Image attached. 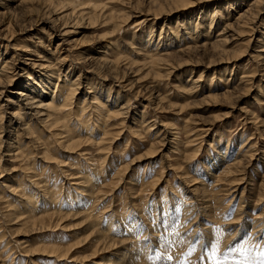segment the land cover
Here are the masks:
<instances>
[{"label": "rangeland", "instance_id": "374dc122", "mask_svg": "<svg viewBox=\"0 0 264 264\" xmlns=\"http://www.w3.org/2000/svg\"><path fill=\"white\" fill-rule=\"evenodd\" d=\"M28 1L26 7H21V9L15 7L10 12L0 15L2 22L11 21V25L7 28V33L11 36L9 42L2 39L3 31H0V68L3 60H11L12 47L19 49L17 51L19 53H24V51H20V49L24 48H32L34 50L33 56L30 57L31 59H24L23 55H21V60L18 61V58L15 57L14 68L10 67V70L12 69L11 72L8 70L9 68L6 70L10 72H7L8 74H13L12 91L19 89L27 81L26 78L29 71L33 72L31 76L37 75V72L34 71L35 68L33 70L29 68V70L23 72V70L17 69L16 66H19L22 64L21 61L25 60H27V66H30L32 61H39L36 55L40 54L42 56L46 54L50 56L53 63H56L54 64L55 66H58L60 62L62 64L58 67L64 69L63 71L61 70L60 80L56 81L57 76L51 79L48 89H45L47 93H51L54 90L56 82L62 85L61 78L65 70L70 68L72 69V79L77 75L80 77L82 83L80 87L83 85V90L88 89L85 86H89L88 82L91 81L94 83L97 96L102 101H105L107 98V87L113 84L110 81H104L100 77L103 72L98 74L87 70L90 63L85 58L106 56L110 61H117L115 64L112 63L111 66L113 67L112 72L114 75L116 73L117 76H122L123 72H126L123 79L133 80L135 69L143 66L139 72V78L143 77L142 84L145 87L152 86L151 88L154 89L153 93L156 91L158 94L161 92L160 95L163 97L166 95V101L162 102L163 105L171 103L175 104V106L170 108V110L154 108L155 103L153 100H149L150 95V99L153 96L150 94V90H142L143 92L139 94L141 96L130 100V113L133 115V119L125 126H120V124H116L115 118H110L107 123L111 125L106 127L107 129L105 128L108 135L102 144H96V141L91 138L95 135L94 132H92L91 137L85 133V130L82 133L74 134L78 132L75 128L70 129L71 132L68 138L71 139L77 135L76 137L79 139L74 142L59 140L54 135L46 136L43 139V135H40V137L37 135L38 133H33L34 135L29 133L28 138H26L22 135L18 119L13 118L11 124H7L3 120L0 124V137L3 141V146L1 145L0 147L1 164H3V159L6 157L3 154L8 151L10 143L17 138L20 139V144L24 141L22 145H25L24 149L27 152V158L31 157L29 159L22 157L20 160L11 161L10 164L13 165L7 164L6 166H9V168L15 166L16 169L3 171L2 174V177L4 176L7 179L5 182L16 188L15 194L6 191L4 194L7 193V195H5L4 200H0V235L4 233L0 242V250L4 253L2 256L0 252V264H9L13 255H8L14 252L17 253V250L20 256L13 258L12 264H140L139 259L134 261L131 257L137 255L136 257L138 258L141 254L139 257L142 260L151 262L158 252L157 259L159 257L161 260L167 259L171 254L172 258L175 257L173 258L174 261L183 258L180 260L181 263L183 262L182 264H215L211 255L213 252L212 245L216 246L215 258L217 256L220 257L219 255H231V258L230 256L228 258L232 262L225 264H240L239 261L243 259H246L245 264H264V238L259 235L260 232L257 233L255 230H251L252 217H255L253 212L256 210L259 212L264 205V123H252L250 114V117L248 116L245 121L246 116L242 112V109H245L254 113L258 119H264V70H260L256 61H252L251 58L254 54L253 50H257L261 43L255 39V41L252 40L248 44V36L241 33L239 40L234 42V46L232 45V48H230L232 49L231 51L237 52L239 58L237 57L230 63L217 65L215 70L209 69L208 73H204L201 77V82L206 92H214L216 90V93H221L225 88H229V90H234L233 87L236 86L238 89L241 88L242 85L238 84L241 81V75H246L248 71L257 66L259 69H257L256 75L260 85L253 86L243 98H236V95L232 94V96H219L214 99L202 100L201 96L193 97L180 92L185 88L190 78H195L202 72V69H204L202 64L207 62L209 53L207 56H198L202 60V64L194 67L192 65L181 66L180 69L169 76H162L161 79L154 77V70L150 68L152 71H149L146 68L147 66L140 64L142 63L141 56L137 55L138 50L143 48L144 41L149 40L150 36H152L153 42L156 44L159 37L164 36L165 31L169 34L180 31L179 24H184L187 26L186 28H191L192 31L199 24L208 25L210 17L213 15L215 19L217 18L216 20L219 19L220 21L219 25L214 29L216 32L225 25V21L233 22L237 12L245 8L251 0H186L187 2L182 4L178 0L176 3L168 2L169 0ZM49 4L53 8L57 7L58 10L52 13V7L47 9ZM73 11L74 13L78 12L74 15L71 14ZM46 12L48 13L46 14ZM59 12L61 13L58 14ZM80 13V16L77 15ZM65 14L68 15L61 16ZM145 18H148L147 21L141 22ZM62 24L66 26V29L68 27L69 30L73 29L70 34H58L57 30ZM213 26L212 23V28ZM254 28L259 31L256 38L261 39V33L264 31V20L262 24L258 23L257 27L254 26ZM243 29L246 31V27ZM39 42L43 44L40 45ZM160 45L161 43H159L158 48ZM180 45L182 46L183 43ZM177 48L178 46L175 50ZM41 51L42 53H39ZM103 53L108 54L103 55ZM173 55L175 56L172 62L177 63L180 59H184V57H180L178 52ZM195 58L194 56L190 57V61ZM7 64L11 65L9 62ZM19 73L22 76H19ZM157 73L160 74L163 71L159 70ZM116 87L113 86L111 88L117 91L119 88ZM120 90L123 94V89ZM115 91L113 92L115 93ZM132 94L131 91H126L125 98H130ZM169 96L170 98H168ZM77 97H80V100L73 105V109L78 108L84 96L76 93ZM258 98H261V102L257 103ZM86 105H83V107ZM82 109V107L79 111L77 109V113H80L79 118H77L79 122L83 119ZM90 112L93 111L90 110ZM144 114L168 123L173 127V132L177 134V139H173V142L163 146H156V151L160 150V153L153 154L154 156L151 153L148 154L151 140L147 138L144 127L140 128V118ZM196 119L212 123L211 129L208 132H199L198 138L193 136V134L190 136V133H184L185 130H192ZM96 123L99 124V122ZM76 124L78 126V123ZM131 127L133 128L130 129ZM100 128L102 129V127ZM97 133H99V130H96ZM118 133L119 135H117ZM46 134L48 135V132H45ZM112 136H115L114 138L117 140L116 142L114 140V143L112 142L109 145L108 143ZM188 137L193 139V141L187 142ZM249 137H253L250 142L255 146H253L255 154H253L251 165L249 166L250 174L248 180H255L256 185L244 194L242 198L244 202L242 201V203L245 204L247 202L244 207L245 218L250 222V225L246 227V225L239 224L237 225L238 227L235 226L234 228L231 226L232 229L227 232L228 228L225 229L224 223L219 222L233 218L234 209H236L239 196H241V190L237 191V197L233 200L232 205L226 208L225 199L220 194L221 191L218 193L221 198V200H217L218 202H216V196L213 194L217 186H224L225 181L219 182L221 185L213 186L215 178L213 176L216 173L219 174L222 167L233 160L242 142L247 141ZM226 144H228V150L226 149ZM66 145L73 147L69 148ZM103 158L104 160H102ZM164 158H167V164L180 165L181 167L179 166V169L163 170L162 165L166 163ZM189 158H192V160L186 162ZM132 160L137 161L132 164ZM127 164L129 165L128 168H130L126 169L128 172L123 173L122 177L120 174L117 176L115 171H120L119 169ZM101 166L103 175L100 177L105 180L104 186L99 184L98 189H101V193L99 192L98 194L96 192L98 194V196L96 194V200L88 202V212L82 213V210L77 208L81 196L78 195L74 186L72 188V186L68 185L67 180L69 179L66 178L71 172L82 173V176H89L90 174L87 173L91 172L92 177L100 179L98 169H101ZM94 173L96 176H93ZM160 174L162 178L159 184L152 186L153 177ZM30 176L40 182L39 184L41 185V190H37V195L31 199L30 204L49 212L48 202H44L45 199L43 200L42 197L52 196V200L57 206L52 213L55 215L50 219L38 221L18 217L21 208L18 204V194L23 193L24 197L27 198V193L31 190L30 185H28ZM120 177L121 179H119ZM70 180L69 183L71 182ZM245 180H247V177H245ZM260 182H263V187L262 185L259 186ZM191 184L193 187L189 186ZM140 188L141 190L139 191ZM208 188L214 197L212 198L211 196V207L206 212L208 211L210 215L212 214L217 221L215 224L209 222L208 226L215 230L219 228L220 232H224H221L222 237L220 236L213 240L209 239L212 236L211 233L206 232L202 226L192 223L194 227H191V229L188 225L195 218L198 220L199 215L203 216L202 213L199 214V207L202 203H197L199 201H196L193 195L195 196L196 192L207 191ZM42 192L43 196H41ZM137 192L139 193L138 196ZM11 197H15V200L12 201L13 198ZM257 200L261 201L262 204L258 206L255 203ZM186 202L188 203L186 204ZM175 204L178 205V208H180V205L192 207L193 211L191 209L192 212L187 214L185 210H182L178 213L180 210L176 211L174 209ZM5 205L9 206V208H6ZM195 205L197 208H194ZM254 207L257 208L254 210ZM51 208L53 209V206ZM180 215L181 219L183 218L180 220L183 227L181 226V229H178L180 234L177 233V230L174 232L176 238L172 241L175 242L168 245L169 247L166 244L164 245L167 242L166 237L163 238L165 241L161 239L163 242H160V246L154 247L156 237L151 234L150 226L156 228L163 219H168L169 223L170 221L174 223ZM202 216L200 217L202 218ZM107 226L110 227H108L109 232ZM220 226H222V230ZM167 227L169 229L170 225ZM171 231L172 229L170 228L169 232ZM262 231H264V228ZM127 232H129L132 239L135 236L133 243L135 245L137 243V246H139H135V249H140L137 250L138 253L135 251L132 256L133 250L129 248L130 244L125 238L127 237L125 235ZM187 233L191 235H186ZM198 234L205 241H211L207 250L201 248L199 241L192 243ZM145 237L150 238L153 243L148 245L147 243L149 242L145 240ZM5 247L6 250L4 249ZM230 248L238 249L239 251H230ZM48 250H56V254L52 253L50 255ZM139 251L142 252L140 253ZM150 251L152 252L150 253ZM153 252H156V254ZM164 255L168 256L164 257ZM6 256L7 261L4 262L3 257ZM123 256H125V259L130 258L127 261H122L121 258Z\"/></svg>", "mask_w": 264, "mask_h": 264}, {"label": "bare ground", "instance_id": "6f19581e", "mask_svg": "<svg viewBox=\"0 0 264 264\" xmlns=\"http://www.w3.org/2000/svg\"><path fill=\"white\" fill-rule=\"evenodd\" d=\"M28 2H29L28 0H0V15L10 12L15 7H19L20 9H21V7H26ZM31 2H33V1L31 0ZM168 2L176 3L177 0H169ZM178 2L182 4V3L187 2V1L186 0H178ZM49 7L53 8V6H51V4H49V6H47V9ZM44 8H45V6H44ZM30 10H31V8H30ZM56 10H58L57 7L51 9V12L53 13ZM61 12H59L58 14H60ZM77 12H75V13H77ZM47 13L48 12H46V14ZM75 13H74V11L71 12V14H74V15H75ZM67 15L68 14L61 15V16H67ZM77 15L80 16L81 13L77 14ZM55 17L59 18L57 16H55ZM1 19H2V16H1ZM147 19L148 18H145L141 22H146ZM216 19L212 15L210 17V21L208 22L209 23L208 25L196 24L198 26H195L194 30H192V31H191V28H186L187 26H185L184 24H179L180 25L179 26L180 31H175V33H172V34H169L167 31H165L164 36L159 37L156 44L153 42L152 36H150L149 40L144 41L143 48H141L137 52V55L139 57L141 56L142 63H140V64L147 66L146 68H148L149 71L154 70L153 71V72H155V73H153L154 77L156 76V78L159 77L161 79L162 76H169L174 71L180 69L181 66L192 65L194 67L195 65L202 64L201 63L202 60L199 59L198 56H207V54L209 53V57L207 59V62H204V64H202V68H204V69H202V72L199 73L197 75V77L190 78L187 81L185 88H183L180 92L183 94L184 93L189 94L193 97L201 96L202 100L210 99V98L214 99V98H218L219 96L220 97L221 96H223V97L232 96V94H235L236 98L245 97L253 86H255V85L259 86L260 85V83H258L259 80H257V75H256L257 69L260 68V70H264V34H263L264 31L262 33L260 32L262 34V38L258 39L256 37H257V33L259 31H258V29L254 28V26L257 27L258 23L262 24V22L264 20V0H251V1H249L248 5L245 8H243L242 10H239L237 12V16L234 18L233 22L225 21V25L223 24L224 26L215 32V30H214L215 27L217 25H219V23H220L219 19L218 20H216ZM212 23L214 25L213 28H212ZM10 25H11V21L2 22V20H0V31L1 32L3 31L2 39L7 41V42H9L11 40V36H9L7 33L8 32L7 28H9ZM69 26H70V24H69ZM65 27L66 26L64 24H62L60 26V28L57 30L58 34L67 35V34L71 33V30H73V29L69 30V27L66 29ZM115 27H116V25H115ZM245 27H246V31L243 29ZM247 29H249V30H247ZM256 30H257V32H255ZM241 33H244L245 35L248 36L247 37V43L248 44L252 40L255 41V39H256V41L261 43V45L258 46L259 48L257 50H253L254 54L251 57L252 61H256L257 66L259 68L257 66H255L254 67L255 69L252 68V70L248 71L246 75L245 74L241 75V81L238 84H241L242 86L239 89L236 86V87H233L234 90H229V88H225V90L221 93H216V90L214 92H211V91L206 92L204 89L205 87H203V83L201 82V77L203 76L204 73H208L209 69L215 70V67H217V65L230 63V62L234 61L235 59H237V57H238L237 52L231 51L232 49H230V48H232V45L234 44V42L239 40L238 38L240 37ZM63 42H65V41H63ZM39 43H40V45L43 44V43L41 44V42H39ZM159 43H161V45H160L161 48L159 47L160 49L158 48ZM181 43H183L182 46L180 45ZM58 44H61V43H58ZM177 46H178V48L175 50V48ZM12 50H13V52H12V55L10 57L11 60H7V59L3 60L2 66L0 68V124L2 123L3 120H5L7 122V124H11V122H13V118L18 119V124L21 125L19 127H21V129H22V135H24V137H26V138H28L29 133L30 134L38 133L37 134L38 136L43 135V137H42L43 139L46 138V136L54 135V136H57V138L59 140L62 139L63 141L69 140V142H74V141H77L79 139L78 137H76L77 135L75 136L76 139H75V137L71 138V139H68V138H69V135L71 132L70 129L75 128L76 130H78V132L74 133V131H72V133H74V134L82 133L85 130V133L87 135H90V137H91L92 132H94L95 135L91 138L94 141H96L95 142L96 144H102L108 135V132L105 131V128L109 127L111 125V124L107 123L110 120V118H115L116 121L118 122V123L116 122V124H120V126H125L127 123H129V121H131V119H133V115L130 113V110H131L130 109V106H131L130 100H131V98L137 99L136 97L141 96L139 94H141V92H143L144 90H150V92H151L150 94L153 95L152 99H150L151 95H150V97L149 96L148 97H149V100H153V102L155 103L154 108H159V109L160 108H166V109L170 110V108L175 106V104H171V103H167V104L163 105L162 102L166 101L165 100L166 95H164V97H163L160 95L161 92H160V94L156 93V91L153 93L152 91L154 89L151 88L152 86L149 85V86L145 87L142 84L143 77L139 78V72H140V69H142L141 67H143V66H141L140 68L135 67L136 69L134 68L135 73H134V79L133 80L132 79H123L126 72H123L122 76H117L116 73L114 75L112 72L113 67H111V66H112V63L115 64L117 61H115V62L110 61V60H108V58L106 56H102V57L93 56V57L85 58L90 63L88 65L87 70H90V72H93V73L96 72L98 74H101V72H103V74H101L100 77L104 81H108V82L110 81L113 84L112 86L107 87V98L105 101H102L97 96V91H96V88H95L93 82H91V81L88 82L89 86H85L88 89L83 90V87H82L83 85L80 87V85L82 84L80 81V77L77 75L76 77H74L72 79V69H70V68L65 70V73L63 74V77L61 78L62 85H60V84H58V82H56L54 90L52 92L50 91L51 93H47V91H45V89H48L49 84L51 83V79L56 78V76H57L56 81L60 80L59 76L64 69L61 67H58L60 64H62L60 62L58 64V66L57 65L55 66L54 64H56V63H53V60L50 59V56H47L46 54H43L42 56L40 54L36 55V56H38L39 61L38 62L32 61L31 63L29 62L30 66H27V62H26L27 60L21 61L22 64H20L19 66H16L17 69H20L21 71L23 70V72H26L27 70H29V68H31L32 70L35 68L34 71L37 72V75L31 76L33 72L29 71L27 73V76H28L26 78L27 81H25V83H23L21 85V87H19V89L12 91L11 85H12V81H13V79H12L13 74H8V73H10L12 70V69L10 70L11 66L14 68V65H15V62H14L15 59L14 58L16 57V58H18V61H20L21 55H23L22 57L24 59H31L30 57L33 56L32 54H34V50H32V48L20 49V51H24V53L17 52L19 50L17 48L12 47ZM237 51H239V50H237ZM176 52L179 53L180 57H184V59L179 58L180 61H178L177 63L172 62V60H174L173 57L175 56L173 54ZM241 52H243V51H241ZM39 53H42V51ZM105 54L107 55L108 53H103V55H105ZM0 56H1V53H0ZM192 56H194L196 58L190 61V57H192ZM7 62L11 63V65L9 66L7 64ZM61 62H62V60H61ZM83 62H84V60H83ZM23 64H24V66H23ZM132 66H133V64H132ZM131 68H133V67H131ZM7 69L10 72L6 71ZM159 70H162L163 73H160V74L157 73ZM149 71L147 70V72H149ZM19 74H20L19 76H22L21 73H19ZM19 76H18V78H19ZM152 82H151V84H152ZM113 86H117L119 89L118 90L116 89L117 91L112 90L111 87H113ZM154 88H155V86H154ZM120 89H123V91H124L123 94L121 93ZM211 89H209V90H211ZM158 90H159V88H158ZM113 91H115V93ZM126 91H131L133 93L130 96V98L127 97L128 99L125 98V92ZM8 93H10L9 96H8ZM76 93L77 94L80 93L84 97L82 99L81 104L78 105V108L76 107V109H73V105L77 104V101L80 100V97L76 98ZM11 94H12V96H11ZM167 95H168V93H167ZM168 98H170V96ZM257 100H258V101H256L257 103L261 102V98H258ZM161 103H162V105H161ZM86 104H88V105H86ZM83 105H86V106L83 107ZM79 106H80V108L81 107L83 108L82 109V116H83L82 118L83 119H82V121L80 120V122L77 119V118H79V114H80L79 112L77 113V109H78V111L80 109ZM90 110L93 112H90ZM242 112L246 116L245 121L247 120V118L250 114L252 123H258V122H260L261 124L264 123V119H258V117L254 115V113L248 112L245 109L244 110L242 109ZM225 116H227V115H225ZM85 119H87V120H85ZM140 119H141L140 120V122H141L140 128L144 127V129H145L144 131H146L145 133H146L147 138L151 140V143H149L150 145H149L148 154L151 153V155H153L156 153L157 154L160 153V150L156 151V146H158V145L163 146L164 144H168L169 142H173V139H177V134H175V132H173V130H172L173 127L171 125H169L168 123L163 122V120H157L156 118H154V117L151 118V116H147L145 114L142 115ZM96 122H99V124H97ZM194 122H193L194 127L192 128L193 131L191 129L185 130L184 131L185 134L190 133V136H192V134H193V136H195V137L197 136V138H198L199 132H206V131L208 132V130H210L212 127V123L210 121L209 122L208 121L203 122L201 120L196 119ZM249 122H250V120H249ZM76 123H78V126ZM90 123H92V125H90ZM100 127H102V129ZM132 128L133 127H131L130 129H132ZM96 130L97 131L99 130V133L96 134ZM45 132H48V135L47 134L45 135ZM121 132H122V130H121ZM117 135H119V133ZM40 137H39V139H41ZM114 137L115 136H112V138L110 140L111 143L110 142L108 143L109 145L112 144V142L114 140L116 142L117 139ZM117 137H119V136H117ZM170 137H172V138H170ZM192 138H194V137H192ZM252 138L253 137H249L247 141L242 142V145H240L239 151H238L237 155L234 156L233 160L231 162L226 163L222 167V169L220 170L219 174L216 173L213 176V177H215L214 181H213V186H217L220 184L219 182L225 181L224 182L225 187L224 186L223 187L217 186L216 190L213 191V194H215L216 202H218L217 201L218 199L221 200V198L219 197V194H218L219 191H221L220 194L225 199L224 204H226V206L225 205L224 206L226 208H229V206L232 205L233 200L237 197V191H239V189L241 190L240 191L241 196H239L240 198L238 201L239 204L237 203V205L235 207L236 209H234L233 218L219 222V223H222V222L224 223L225 229L228 228L227 232L229 230H231L232 227L234 228L235 226H237L239 224L244 225V226L246 225V227H247V225H250V222L247 221V219L245 218L246 212L244 210V207L247 205V202L245 204L242 203V201H243L242 198H243L244 194L249 192L256 185L255 180H253L251 178H250L251 180H248L249 174H250L249 166L251 165V160H252L253 154H255L254 153L255 148H253L254 145H252L250 142V140H252ZM192 141H193V139H189V137H188L187 142H192ZM2 143H3V141H2V138L0 137V147H1ZM22 144H24V141ZM22 144H20V139L17 138L16 140H14L13 142L10 143L8 151L3 154V156H6L3 159V161H4L3 164H1L2 156L0 157V179H1L0 180V200H2V201L4 200L5 195H7V193L4 194L6 191H8L11 194H15L14 191L16 188L10 184H7L5 182L7 179L4 176L2 177L3 171H5V172L8 170L13 171L16 169L15 166H12L11 168H9V166L7 167L6 165L7 164L13 165V164H10L11 161L20 160L22 157H26V159H29L31 157L30 156L27 158L28 155L24 149L25 145L23 146ZM66 147L72 148L73 146L66 145ZM227 148H228V144H226V149ZM108 149H109V147H108ZM173 152L177 153L176 151H173ZM28 154H30V153H28ZM47 159H48V157H47ZM102 160H104V158ZM191 160H192V158H189V159H187L186 162H189ZM136 161L137 160H132L131 163L135 164ZM164 162H166V163L164 165V163L162 162L163 163V165H162L163 170L173 169V168L179 169L180 165L174 166V165H171L169 163L167 164V158L164 160ZM24 164H26V163H24ZM128 166L129 165L127 164V165L122 166L119 169L120 171L116 170L115 173L117 174V176H118V174H120L122 177L125 174V172L127 171L126 169H130V168H128ZM96 168H97V166H96ZM96 168H94V169L97 170ZM98 170H99L98 172H100V174H99V177H100L103 175L102 166H101V169L99 168ZM95 173H97V172H95ZM95 173L93 176H96ZM81 174H78L76 172H71L69 175L70 177L68 176L66 179H69V180L71 179L70 183H69V180H67L68 185L72 186V188L74 186L77 189L76 192L78 193V195L81 196V200L79 201V205L77 208L82 210L81 212L83 213L85 211L88 212L87 211L88 210L87 209V203L91 202L94 199L96 200V194H97L96 192H98V194H99V192L101 193V189H98L99 184H103L102 186H104L105 180H104V178H101V177H100V179H98V177H97L96 178L97 180H96L95 177L91 176L92 175L91 172L87 173V174H90L89 176H82L83 174L82 175ZM31 177L32 176H30V178L28 177L29 178V180H28L29 184L28 185H30L31 190L29 193H27V198L24 197L23 193L18 194V198H19L18 204L21 207L18 217H21V219L30 218L31 220H38V221L50 219L53 215H55L52 213L55 210V208H57L56 204L54 203V200H52V196L45 197V196H43L44 195L43 192L41 193L42 194L41 196H43L42 199L43 200L45 199L44 202H48V204L47 203H45V204H47L49 206V208H50L49 212H47L46 210H44L42 208H39L37 206L35 207L34 205L30 204L31 199L35 195H37V192L39 190H41L40 189L41 185L39 184L40 182H38L35 179H32ZM121 177L119 179H121ZM245 177H247V180H245ZM153 178L154 179L152 182V186H156L159 184V181L161 180L162 175L161 174L159 176L155 175ZM262 183L263 182H260L259 186L262 185V187H263ZM189 186L193 187L192 184ZM262 187H260V188H262ZM140 190H141V188L139 189V191ZM193 190L196 192L195 189H193ZM207 191H203L202 193L196 192V195L195 196L193 195V198L196 201H199L197 203H200V202L202 203L199 207V210H200L199 214L202 213L203 216L199 215L198 220H196V218H195L193 221H191V223H188V222H186V223H188L190 228L194 227L192 223H196L195 225L198 224V225L202 226V228L204 230H206V232L211 233L212 236L209 237V239L213 240V239H216L217 237H220V236L222 237V233H224V232L221 231L222 232L221 233L219 231L220 230L219 228H217V230H215V229L210 228V226H208L209 222H212L215 224L217 221H216L215 217L212 216V214L210 215L208 211H207L208 214L206 212V210L209 207H211V204H210L211 203V196H212V198L214 197V195H211V192H209V188ZM98 194H97V196H98ZM138 195H139V193L137 194V196ZM11 198H13V197H11ZM190 198H191V196H190ZM14 200H15V197L12 199V201H14ZM187 203L188 202H186V204ZM255 203L258 206H259V204H262L261 201H259V200H257V202H255ZM4 204H6V203H4ZM52 206H53V209L51 208ZM179 207L180 208H178V205L175 204L174 209H176V211L180 210L178 213H180L182 210H185V212L187 214L193 211V208L192 207L190 208L189 206L180 205ZM195 207H196V205L194 206V208ZM6 208H9V206L8 207L6 206ZM256 208L257 207H254V210ZM191 209H192V211H191ZM41 214H44V215H41ZM86 214H88V213H86ZM197 214H198V211H197ZM253 214L255 217H252L251 230L252 231L255 230V232H257V233L260 232L259 235L262 238H264L263 237L264 231H262L264 228V205L261 207V210L259 212L256 210L253 212ZM37 215H38V217H37ZM181 215H180V217H178V219L176 221H174V223L172 221H170V223L168 222V226L170 225V228L172 229L171 232H169L170 228L168 229V227H167V231L164 232V229L161 227V223H160L159 224L160 226L157 225L156 228L150 226L151 231H152L151 234H154L153 235L154 237H157L161 234H164L165 236H163L161 239L167 237V239H169L170 241L174 240L176 238L175 237L176 234L174 232L177 230V233L180 234L178 229H181V226L183 227V224L180 223L181 222L180 220L183 219V218L181 219ZM194 216H195V214H194ZM200 216H202V218ZM167 221H169V220L167 219ZM216 226L219 227L218 225H216ZM108 227L109 226H107V228ZM211 227H214V226H211ZM109 228H108V232H109ZM220 228L222 230V226H220ZM225 232H226V230H225ZM3 235H4V233H2L0 235V242H1V239L3 238ZM125 235L127 236L125 238L127 239V241L130 244L129 248L131 250H133V253L131 254V256L134 255L135 251H136V253H138L137 250L139 248L135 249V246H137L138 244L136 243V245H135L133 243V239H135V236L132 239L131 235H129V232L125 233ZM178 236H177V238H178ZM181 237H183V236H181ZM167 239H166V241H167ZM163 240L165 241V239H163ZM172 242L174 243L175 241H172ZM215 243H216V241H215ZM147 244L149 245L150 243H147ZM165 244L166 243H164V245ZM137 247H139V246H137ZM4 249L6 250V247ZM143 250H144V248H143ZM48 251H49L48 254H50V255L52 253L56 254L55 253L56 250H48ZM210 251H212V250H210ZM0 252L2 253L1 250H0ZM151 252L152 251H150V253ZM14 253L10 254L8 256L13 255V258H17L18 256H20V253L18 250H17V253L16 252H14ZM153 253L156 254V252H153ZM158 253H157V255H158ZM3 254L4 253H2V256H3ZM26 255H28V254H26ZM62 255H64V254H62ZM157 255L155 256L154 259H152L151 262L150 261L146 262V260L145 261L142 260L141 257H139V256H141V254L138 256V258L136 257L137 256L136 255L135 257L134 256L131 257V259H133L134 261L139 259L140 264H178V263H181L180 260L183 259V258L182 259L177 258L179 260L174 261L173 258H175V257H173L169 261L168 259L161 260V258L159 259V257H158V259H159L158 260ZM216 255H218V254H216ZM165 256L167 257L168 255H164V257ZM170 256H171V254H170ZM219 256L220 257L217 256V258H214L213 262H215V264H225L227 262L228 263L232 262L230 260L231 255H227V256L219 255ZM228 256H230V258H228ZM151 257H153V256H151ZM13 258H12V260H10L9 264H12V262L14 261ZM128 259H125V256H123L121 258L122 261H127ZM3 261L4 262L7 261V256L3 257ZM187 261H188V259H187ZM185 262H186V260H185ZM244 264H245V261H244Z\"/></svg>", "mask_w": 264, "mask_h": 264}, {"label": "snow or ice", "instance_id": "6c2138e0", "mask_svg": "<svg viewBox=\"0 0 264 264\" xmlns=\"http://www.w3.org/2000/svg\"><path fill=\"white\" fill-rule=\"evenodd\" d=\"M167 226H168V221H167V219H163L162 222H161V227L164 229V232L167 231ZM189 233H190V232H189ZM189 233H187L186 235H189V236H190L191 234H189ZM163 236H165V235H164V234H161V235H159V236H157V237L155 238L154 247H155V246H160L161 238H162ZM145 240H147L149 243H153V241H152L150 238H148V237H145ZM196 241H199V242H200L201 248H202L203 250H207V248L209 247V244L211 243L210 240L205 241V240L202 239V237L199 236V235L197 236V238L195 239V241H193L192 243H196ZM171 243H172V241H169V240L167 239L166 245L168 246V245H170ZM212 248H213L212 258L214 259V258H215V252H216V246H215V245H212ZM230 251H239V250H238V249H231V248H230ZM167 259L170 261V260L172 259V257H171V256H168ZM245 260H246V259L241 260V261H240V264H244V261H245Z\"/></svg>", "mask_w": 264, "mask_h": 264}]
</instances>
